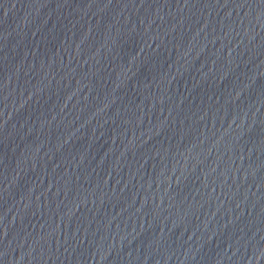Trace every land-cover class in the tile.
I'll list each match as a JSON object with an SVG mask.
<instances>
[{
    "label": "water",
    "instance_id": "obj_1",
    "mask_svg": "<svg viewBox=\"0 0 264 264\" xmlns=\"http://www.w3.org/2000/svg\"><path fill=\"white\" fill-rule=\"evenodd\" d=\"M0 264H264V0H0Z\"/></svg>",
    "mask_w": 264,
    "mask_h": 264
}]
</instances>
